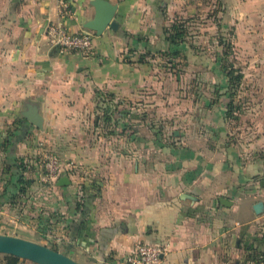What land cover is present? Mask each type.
Segmentation results:
<instances>
[{
    "label": "crops",
    "instance_id": "obj_1",
    "mask_svg": "<svg viewBox=\"0 0 264 264\" xmlns=\"http://www.w3.org/2000/svg\"><path fill=\"white\" fill-rule=\"evenodd\" d=\"M68 1L75 13L67 25L73 31L87 30L85 23L95 14L94 0ZM110 1L118 4L119 30L107 29L101 36L94 32L89 53H62L46 35L47 24L60 17L59 0H0V201L17 193V186L12 185L2 195L5 183L16 182L6 179L12 173L6 169L16 158L54 150L68 161L76 155L86 165L82 171L87 175L82 178L89 188L86 192L84 187L82 200H76L84 205L78 208L76 203L67 214L68 253L76 250L86 259V252L95 264H114L139 241H168L170 250L163 264H250L246 263V248L264 250V212L258 214L254 209L256 202H264V148L258 143L254 144L258 158L237 156L240 176L233 174L222 192L216 176L193 179L184 175L190 161L182 170L176 167L179 171L175 173L144 178L141 170L149 166L139 162L133 148L130 159L101 165L93 161L100 152L97 147L81 149L77 145L85 131L79 121L95 118L91 111L99 99L98 91L132 98L147 82L148 69L144 63L124 59L128 55L125 49L134 48L129 52L131 59L138 57L137 50L144 43L137 39L153 33L150 26L165 17L168 3ZM219 1L225 22L235 29L238 45L252 55H264L255 44L264 46V0ZM28 103L39 105L43 129L24 117ZM74 174L69 177L71 183ZM258 174L261 186L249 185L251 176ZM58 186L69 202L76 199L74 192L68 194L70 186ZM183 193L194 199L182 198ZM17 197L15 194L12 202ZM220 197L232 203L224 204ZM2 204L0 222L17 220L12 208Z\"/></svg>",
    "mask_w": 264,
    "mask_h": 264
},
{
    "label": "rangeland",
    "instance_id": "obj_2",
    "mask_svg": "<svg viewBox=\"0 0 264 264\" xmlns=\"http://www.w3.org/2000/svg\"><path fill=\"white\" fill-rule=\"evenodd\" d=\"M165 7V17L150 26L153 33L137 39L139 44L144 43L137 50L138 57L131 59L129 52L134 48L125 49L128 55L124 59L144 63L149 71L147 82L141 84L142 89L132 98L126 94L122 99L115 96L113 119L108 122L103 117L96 123L97 114L102 111L96 103L91 111L95 118L79 121L85 131L76 144L81 149L97 147L100 152L93 161L101 165L130 159L133 148L132 154L139 162L149 166L141 170L144 178L149 174L160 178L167 172L175 173L190 161V165L184 167V175L193 179L216 176L222 192L233 174L240 176L237 156L246 154L252 159L254 144L264 148V55H252L249 49L238 45L235 29L225 22L219 0H168ZM175 23L183 24L186 33L183 41L173 45L167 37ZM255 44L264 51L261 43ZM223 59L235 62L244 75L231 112ZM140 66L138 64V68ZM118 110H130V113L124 115ZM54 151L60 168L52 181L43 179L48 173L45 155L48 151L23 157L25 175L32 182L25 192L16 188L18 197L13 202V195L2 198V205L12 208L17 220H2L0 231L68 253L65 247L67 214L76 200H82L83 178L87 175L82 169L86 165L76 155L68 161L66 155ZM64 174L77 175L67 185L70 186L68 194L74 192L76 196L70 202L57 184ZM7 175V181L17 178L12 177V173ZM259 177L260 174L251 176L249 185L260 187ZM70 253L81 264H95L86 252L83 253L86 259L76 250ZM0 260L5 264L3 253ZM24 264L35 263L25 260Z\"/></svg>",
    "mask_w": 264,
    "mask_h": 264
},
{
    "label": "water",
    "instance_id": "obj_3",
    "mask_svg": "<svg viewBox=\"0 0 264 264\" xmlns=\"http://www.w3.org/2000/svg\"><path fill=\"white\" fill-rule=\"evenodd\" d=\"M92 4L95 6V14L85 23L88 31L101 36L107 29L119 30L120 23L116 19L118 4L110 0H94ZM23 115L35 127L44 128V118L38 104L28 103L27 108L23 110ZM70 183L71 180L67 174L62 175L58 180V184L62 186ZM182 198L194 199V196L183 193ZM220 200L227 205L232 203L231 200L225 197H220ZM254 209L258 214L263 213L264 202H256ZM0 253L16 255L35 264H81L71 256L46 244L3 233H0Z\"/></svg>",
    "mask_w": 264,
    "mask_h": 264
},
{
    "label": "built area",
    "instance_id": "obj_4",
    "mask_svg": "<svg viewBox=\"0 0 264 264\" xmlns=\"http://www.w3.org/2000/svg\"><path fill=\"white\" fill-rule=\"evenodd\" d=\"M60 17L50 21L46 26V35L52 46H58L60 52L75 51L89 53L94 47L95 34L92 31H73L67 25V20L74 16V10L68 0H59ZM47 155L48 173L44 180L52 181L56 178L60 168V161L55 153ZM170 250L168 241L163 243L139 241L133 250L114 264H163L165 255Z\"/></svg>",
    "mask_w": 264,
    "mask_h": 264
},
{
    "label": "trees",
    "instance_id": "obj_5",
    "mask_svg": "<svg viewBox=\"0 0 264 264\" xmlns=\"http://www.w3.org/2000/svg\"><path fill=\"white\" fill-rule=\"evenodd\" d=\"M186 33V29L183 24H178L175 23L170 31L169 36L167 37V40L171 42V44L175 45L178 44L180 41L184 40V35ZM230 48H231V42L228 43ZM230 50V49H229ZM131 61V60H129ZM228 60L222 61V67L224 68V71L227 75L228 78V85H227V90H228V97L230 98L228 107L229 111L231 112L232 109L235 106V98L238 94V87L241 86L242 84V79H243V73L240 71L239 66L235 62H226ZM99 99H97L98 103V109H100V113L97 114L96 117V123L103 117L106 122L110 121L113 119V112H112V104H113V99L115 98V95L110 92H103V91H98ZM117 112H122L124 115L127 113H130L129 110L127 111H117ZM228 115H230L228 113ZM232 116V115H231ZM25 159L24 158H16L12 164H9L8 169L6 171L12 172V175L16 178V182L14 181H8L5 183L4 190H3V196L7 194V192L10 191V188L12 185H16L22 192H25L26 189L28 188L27 186L32 182V179H28L27 176L25 175V170H26V165L24 163ZM86 189L85 191L89 188V185L86 184L84 186ZM87 192V191H86ZM84 192V195L85 193ZM83 195V196H84ZM14 196V195H13ZM12 196V198H13ZM84 203H87L85 201ZM0 204L2 202L0 201ZM84 204L82 202L77 203V207L81 208ZM58 250L56 247H52ZM68 252V249H66ZM247 256H246V263L250 264H264V250L255 248V247H247ZM65 254L68 255V253L64 252ZM5 264H24V261L26 259H23L19 256L12 255V254H3ZM0 264H2V261L0 260Z\"/></svg>",
    "mask_w": 264,
    "mask_h": 264
}]
</instances>
